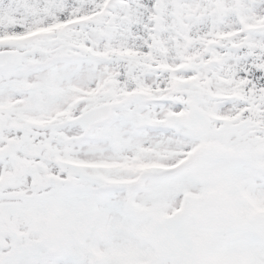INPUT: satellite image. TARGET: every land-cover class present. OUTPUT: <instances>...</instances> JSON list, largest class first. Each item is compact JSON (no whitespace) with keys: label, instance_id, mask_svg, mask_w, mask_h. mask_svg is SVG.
<instances>
[{"label":"snow or ice","instance_id":"6c2138e0","mask_svg":"<svg viewBox=\"0 0 264 264\" xmlns=\"http://www.w3.org/2000/svg\"><path fill=\"white\" fill-rule=\"evenodd\" d=\"M0 264H264V0H0Z\"/></svg>","mask_w":264,"mask_h":264}]
</instances>
